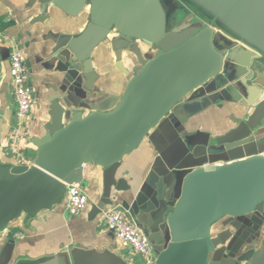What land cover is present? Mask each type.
Returning <instances> with one entry per match:
<instances>
[{"label":"water","instance_id":"95a60500","mask_svg":"<svg viewBox=\"0 0 264 264\" xmlns=\"http://www.w3.org/2000/svg\"><path fill=\"white\" fill-rule=\"evenodd\" d=\"M29 1L41 3L44 12L53 5L72 17L89 13L83 30L60 38L55 51L67 49L90 85L96 79L93 54L105 42L120 72L130 75L125 53L135 56L141 69L112 109L93 108L86 115L76 110L67 125L33 139V164H0V235L23 216L35 218L60 206L68 185H84L87 165L96 164L111 176L164 122L183 120L179 110L187 98L193 102L207 86L208 93L217 86L236 89L226 76L232 53L216 44L219 33L245 50L240 75L249 93L245 97L236 89L237 102L257 105L247 130L264 120V100L258 101L264 80L256 78L262 74L257 60L264 61V0ZM144 49L154 56L147 57ZM253 78L258 82L249 84ZM176 127L170 126L169 139L177 158L168 168L178 187L166 212L169 240L158 246L155 264H219L214 256L236 235L230 229L214 235L213 226L228 218L238 229L247 217L264 214V153L237 156L233 151L243 148L238 146L212 157L206 145H189ZM253 254L242 260L264 263V246L252 259Z\"/></svg>","mask_w":264,"mask_h":264},{"label":"crops","instance_id":"0c3cea01","mask_svg":"<svg viewBox=\"0 0 264 264\" xmlns=\"http://www.w3.org/2000/svg\"><path fill=\"white\" fill-rule=\"evenodd\" d=\"M29 2L0 0V164L10 166L33 164L36 147L32 140L67 125L76 110H83L86 115L93 108L112 109L134 75L128 65L133 61L126 56L128 53L124 57L129 76L116 68L111 46L105 42L93 54L96 79L90 85L82 66L73 62L67 49L55 51L60 38L83 30L89 13L72 17L53 5L44 12L41 3ZM14 48L26 56L34 94L30 115L22 126L16 117L17 101L10 72ZM240 48H234V43L230 47L232 55L226 73L231 81L238 77L236 84L241 83L240 66L245 52ZM235 87L247 96L243 86ZM212 89L211 93L201 91L193 102L187 98L179 110L183 120L177 117L175 123L164 122L152 139L147 138L124 157L111 176L96 164L87 165L81 187L88 203L78 215H70L63 202L35 218L23 216L12 223L0 235V264H145L131 250L117 246L114 233L104 225V213L111 208L124 212L151 239L156 253L158 246L168 242L166 212L175 201L178 187L168 168L177 158L176 149H170L171 125L179 126L176 129L182 130L180 135L189 145H206L212 157L226 155L238 146L243 148L233 151L237 156L264 153V120L258 128L248 130L247 121L232 124L231 117L240 118L251 106L237 102L239 96L234 88ZM219 94L225 95L220 100L221 109L213 102L196 113L190 111ZM217 147L223 149L222 155L216 153ZM259 216L258 224L263 227L257 237L259 243L240 241L236 251L232 250V243L221 254L227 260L224 264H250L242 258L253 251V259L263 249L264 214Z\"/></svg>","mask_w":264,"mask_h":264},{"label":"built area","instance_id":"2783aa9c","mask_svg":"<svg viewBox=\"0 0 264 264\" xmlns=\"http://www.w3.org/2000/svg\"><path fill=\"white\" fill-rule=\"evenodd\" d=\"M10 72L17 101L16 117L20 126L29 117L33 100V88L30 83V68L23 51L14 48L10 54ZM88 196L79 184L68 185L64 199L66 211L70 215H78L87 205ZM104 225L114 233L117 246L129 249L140 256L145 264H155L157 253L154 243L137 225L131 223L124 212L111 208L104 213ZM21 234H15V237Z\"/></svg>","mask_w":264,"mask_h":264},{"label":"rangeland","instance_id":"374dc122","mask_svg":"<svg viewBox=\"0 0 264 264\" xmlns=\"http://www.w3.org/2000/svg\"><path fill=\"white\" fill-rule=\"evenodd\" d=\"M216 44L218 45V46H220V47H222V46H226V47H231V46H233V43L230 41V40H228L226 37H224V35L223 34H221V33H219V35H217V37H216ZM236 46L234 45V48H235ZM241 49V48H240ZM145 54H146V56L147 57H149V58H151V57H153L154 56V52H148L147 51V49H145ZM127 57H128V59L129 60H133L132 62H129V67L131 68V70H132V73L133 74H136L140 69H141V66L138 64V62L134 59V57H131V55L128 53L127 55H126ZM261 61H263V60H257V62H261ZM264 62V61H263ZM260 71H261V69H259ZM256 82H258V81H256V79H253V80H251L250 81V83L249 84H255ZM258 84V83H257ZM264 89V88H263ZM229 94V93H228ZM228 97H229V95H227ZM231 96V95H230ZM264 98V94H263V96L258 100V101H262V99ZM222 105H223V102L222 101H220V99H219V104H217V107L219 108V109H221V107H222ZM246 106V105H245ZM256 107H257V105H254V106H251V107H249V111H245V113L244 114H242L241 115V117L240 118H238V117H231V122H232V124H234L235 122H237V123H240V121L241 120H243V121H247L248 120V118H250L251 116H252V113L254 114V111H255V109H256ZM253 109V108H255V109H253L252 110V112L250 113V110L251 109ZM240 119V120H239ZM263 122V121H262ZM261 122V123H262ZM226 126V125H225ZM229 127V126H228ZM230 129V128H229ZM232 134V133H231ZM257 217H253V216H250V217H247L245 220H243L242 222H244V227H245V229H246V235L248 234L249 235V238H250V240L251 241H257V243H259V239L257 238L258 237V234L261 232V229L263 228L260 224H256L257 223V221H256V223H255V221H253L252 219H256V218H258V214H255ZM260 217V216H259ZM229 219L228 218H225V219H223V220H221L220 222H218V223H216L214 226H213V234L214 235H216L219 231H221V230H224V229H230V230H233V231H235V230H237L236 228H234L233 226H231L230 224H228V222H231V221H228ZM226 222H227V224H226ZM253 222V224H256L254 227H252L251 228V226L250 225H248L249 223H252ZM225 223V224H224ZM248 237V236H247ZM256 243V242H255ZM223 247L221 248V250L214 256L215 257V259H216V262L218 261V263L219 264H224V262L225 261H227L225 258H223V257H221L222 255V252H223Z\"/></svg>","mask_w":264,"mask_h":264},{"label":"flooded vegetation","instance_id":"af4514ba","mask_svg":"<svg viewBox=\"0 0 264 264\" xmlns=\"http://www.w3.org/2000/svg\"><path fill=\"white\" fill-rule=\"evenodd\" d=\"M230 52H231V50H230ZM256 61V60H255ZM260 63V69H261V71H262V74L260 73L259 74V76H257V74L254 76V78L256 77L257 79H258V81H262V80H264V62L263 61H261V62H259ZM228 64H230L229 62H228ZM228 64H227V68H228ZM253 65H255L254 63H253ZM250 68H252V66L250 67ZM238 78V77H237ZM237 78H236V80L235 81H237ZM253 78V79H254ZM230 80V79H229ZM240 80V79H239ZM231 81V80H230ZM235 81H231V83H232V85L235 87V86H238L239 84L241 85V86H243V88L245 87L244 85H242L240 82L238 83V84H236V82ZM248 83H250V81H248ZM219 88H221L222 86H218ZM211 87H209V86H207V87H205L204 89H203V92H207L208 93V90L207 89H210ZM248 93H249V91L247 92V95H248ZM203 95H206L205 93H203ZM213 97H215V96H213ZM212 97V99H209V100H207L205 103L203 102V105L202 106H200V107H193V108H191V112H193V113H196V112H198V111H201V110H203V109H206V107L208 106V105H213V102H215L214 104L215 105H217V104H219V101H215V100H217L218 98L220 99V100H224L225 98V95H221V94H219V95H217L216 96V98H213ZM221 97H223L224 99H221ZM217 148H219V147H217ZM216 148V149H217ZM217 151V150H216ZM209 152L210 151H208V155L209 156H211V154L212 153H210L209 154ZM212 152V151H211ZM220 152H223V149L222 148H219L218 149V152H216L217 154L218 153H220ZM216 154V155H217ZM219 155H222L221 153L219 154ZM218 156V155H217ZM222 158V157H221ZM258 218H259V215H258ZM253 221H255V223H256V221H257V223L256 224H258V222H259V219H252ZM256 224H253V222L252 223H249L248 225H250L251 226V228L252 227H254ZM246 229H245V227H244V222H240L239 223V225H238V229L235 231V233H234V235H236V238H235V240H234V242H233V244H232V250L233 251H236V249H238L239 248V246H238V244H240V243H238V242H244V240L245 241H249L250 240V238H249V235L247 234L246 235ZM248 236V237H247ZM254 242V241H253Z\"/></svg>","mask_w":264,"mask_h":264}]
</instances>
